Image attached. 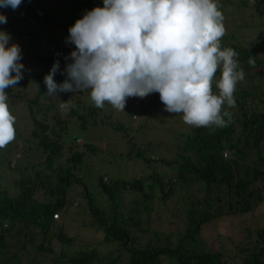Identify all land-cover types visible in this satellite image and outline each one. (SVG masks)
Wrapping results in <instances>:
<instances>
[{
  "label": "trees",
  "instance_id": "obj_1",
  "mask_svg": "<svg viewBox=\"0 0 264 264\" xmlns=\"http://www.w3.org/2000/svg\"><path fill=\"white\" fill-rule=\"evenodd\" d=\"M248 1L236 0L231 5L250 16L259 7L264 11V0ZM95 7H103V0H22L17 15L11 14L10 7L0 8L7 18L0 30L9 33L11 40L26 41L21 63L34 67L23 73L34 85L33 93L18 98L27 109L22 116L30 120V136H18L0 149V264H40V257L47 258L46 264H102V260L120 264L121 251L127 254L124 264H264V224L243 225L241 218L264 200V82L254 81L257 68L264 72L258 45H243L233 40V33L222 38L223 47L238 53L236 59L245 73L234 93L235 107L225 105L224 110L231 113L226 127L188 126L169 144L153 142L137 136L143 124L132 127L129 122L133 114H141L138 109L154 105L158 93L138 108L132 102L126 104L123 111H116L117 117L108 104L95 107L87 91L57 97L46 93L43 79L53 63L59 61L60 71L54 76L59 84L71 62L65 59L75 47L66 43L68 28ZM31 23L32 31L26 26ZM40 34L50 48H44ZM58 49L64 50L62 57ZM250 58L255 60L254 67L248 63ZM213 91H217L215 86ZM6 92L11 93L10 89ZM61 99L73 100L65 118L54 113ZM104 125L121 133L124 150L117 155L128 161V177L105 172L91 175L88 169L93 160L88 154L99 157L101 144L84 139L78 149L75 143L77 132ZM72 131L77 135H69ZM17 153L20 157H15ZM76 186L80 192L74 196L81 201L75 213L87 215L81 225L101 234L98 244L112 249L103 252L97 245L86 244L66 252L74 238L65 233L64 220L56 222L52 215L66 216ZM155 203L169 213L164 223L172 226L174 220L180 228L162 232L148 223L143 226V216ZM230 215L242 221L238 236L218 237L217 244L201 237L205 224L214 225L211 222Z\"/></svg>",
  "mask_w": 264,
  "mask_h": 264
},
{
  "label": "clouds",
  "instance_id": "obj_2",
  "mask_svg": "<svg viewBox=\"0 0 264 264\" xmlns=\"http://www.w3.org/2000/svg\"><path fill=\"white\" fill-rule=\"evenodd\" d=\"M22 0H0L16 10ZM218 0H103L68 28L66 43L75 46L66 60L62 83L55 61L43 82L49 96L87 91L97 108L123 111L129 97L158 93L169 114L184 124L209 129L231 122L234 93L245 73L238 53L222 46L226 35ZM7 18L0 13V24ZM0 30V149L16 138V117L6 89L23 79L21 48ZM255 66V60H248ZM219 76L217 77V73ZM215 86L216 92L213 91ZM62 111L71 105L61 101ZM225 117L228 119L226 120Z\"/></svg>",
  "mask_w": 264,
  "mask_h": 264
},
{
  "label": "rangeland",
  "instance_id": "obj_3",
  "mask_svg": "<svg viewBox=\"0 0 264 264\" xmlns=\"http://www.w3.org/2000/svg\"><path fill=\"white\" fill-rule=\"evenodd\" d=\"M227 1V0H226ZM230 3H226L225 5H221L222 13L224 15V24L226 27V34L233 33L234 39L240 43V41L244 42L243 45H258L259 51L257 52V56L260 57L264 61V33L261 32L264 26V11L259 7V12L257 14L252 13L251 16L247 14L245 11L238 10L236 7H233L231 4L236 2V0H228ZM249 4H253L252 0L248 1ZM244 9V8H243ZM13 12V11H12ZM11 12V14H12ZM33 24H27V29H31L32 27L35 29ZM236 26L240 27V30L235 28ZM35 30H33L34 32ZM263 33V34H262ZM39 39L43 40L42 45L44 48H47L49 44L45 40V36L40 34ZM10 43H16L20 46L21 52H24L26 47V41H19L16 39L10 40ZM57 45L63 46L62 43ZM75 49V47H74ZM61 50L62 53L59 55L62 57L64 55L63 49ZM25 66V71L32 72L34 67L29 68L27 65ZM258 69V75L255 76L254 81L260 82L262 84L264 82V72L261 71V68ZM33 84L29 81V77L24 76L23 79L20 80L19 84L16 87L10 88L11 93L7 94L9 96V108L11 113L16 117L15 133L16 137L19 136V139H25L26 137L30 136V120L24 116L22 113L27 114V109L25 107V103H23L20 97H24L25 94H32L33 91ZM17 90L19 92H17ZM80 98L83 99L84 95H78ZM157 96L156 93H152L147 95L144 98L139 97H129L127 99V103L132 104L135 107H139L141 104H146L148 99ZM159 97V96H158ZM84 100V99H83ZM158 100V101H157ZM154 105L150 106L144 105L142 109H138L140 113H135L131 117V122L129 124L134 127L136 124L140 123L143 124L141 131L138 133L137 136L141 139L150 140L153 142L161 141L165 144H169L173 142L174 138L177 137L179 132H184L188 128V125L184 124L181 118V114H169L164 108H161V101L158 98ZM61 101H64L61 99ZM67 102L72 106V99H68ZM60 101L56 103V107L54 108V113H58L60 118H65L67 116V111H62L59 107ZM113 110V117H117L119 115L114 108ZM115 110V112H114ZM101 117V114L99 115ZM108 121V120H107ZM109 121H114V119H109ZM76 131V130H75ZM75 131L69 133V135H77ZM78 131V130H77ZM80 132V131H79ZM78 133V140L75 142L78 144V149H81L82 144L85 141L93 143V144H101V149L99 150L100 155L99 157H95L93 154H88V158L93 162H91V167L88 169L91 175H97L99 172H105L108 175H114L117 177L125 178L130 176L129 165L126 159H121L117 154L124 150V143L121 137L120 132H115V130L111 129L108 125L104 126H97L94 128H89L87 132ZM68 153L67 150H64ZM159 151H156L158 154ZM114 153V154H113ZM228 154V153H226ZM249 157L250 154L247 153ZM15 157H20V153H17ZM101 159V161L99 160ZM8 178L2 183H6ZM90 183V182H89ZM76 192H80V186H76L75 189L72 190L70 193V199H72L70 206L68 207L66 216L64 218L58 213V217L55 219L56 222L63 221V227L65 233L74 238V243L67 247L66 252H71L76 248H84L87 244L88 246L97 245L101 251L105 252L108 249H112L113 246L111 245H101L98 242L101 240L98 232H96L91 227L82 226L81 223L86 221L87 215L83 214V211L76 212V206L78 202L81 201L79 198L77 199L74 195ZM172 207L169 206V209ZM82 213V214H81ZM169 213L163 208L161 205H157L156 203L152 205V209L148 214L143 216L142 225L145 226L146 223L151 227L153 230L159 231H167V232H175L178 228V225L173 220L172 226H167L164 223V219H166ZM243 220V225L245 224H255L256 226H262L264 224V200L253 208L250 212L241 215ZM214 225H204L201 228V237L208 243L214 242L216 238H224L227 235H231V233H237L238 230L242 225V221L238 216H227L225 218H221L217 222H211ZM214 226V227H213ZM163 232V231H162ZM225 242V241H224ZM223 242V243H224ZM217 244V242H214ZM59 246V245H58ZM58 249V247H57ZM120 254V259L122 262L120 264H124V260L127 258V254L124 251L118 252ZM117 254V253H116ZM27 257L26 255H23ZM40 264H46L47 258L40 257L39 260ZM24 262V261H23ZM105 260H102V264H105ZM28 264V261L24 262Z\"/></svg>",
  "mask_w": 264,
  "mask_h": 264
},
{
  "label": "built area",
  "instance_id": "obj_4",
  "mask_svg": "<svg viewBox=\"0 0 264 264\" xmlns=\"http://www.w3.org/2000/svg\"><path fill=\"white\" fill-rule=\"evenodd\" d=\"M17 10H18V9H17ZM17 10H16V11H17ZM16 11L13 10L12 14H13V15H17V14H16ZM18 14H20L21 17L24 16V14H23L22 11H18ZM57 53H58V55H61V54H62L60 51H58ZM52 217L56 219V218L58 217L57 213H54V214L52 215Z\"/></svg>",
  "mask_w": 264,
  "mask_h": 264
}]
</instances>
